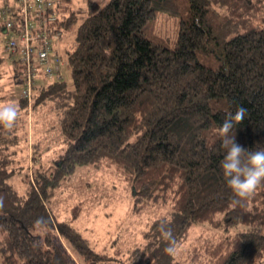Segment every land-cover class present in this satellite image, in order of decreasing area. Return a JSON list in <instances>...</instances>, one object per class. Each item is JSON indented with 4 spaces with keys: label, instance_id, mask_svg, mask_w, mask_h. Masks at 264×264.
<instances>
[{
    "label": "trees",
    "instance_id": "obj_1",
    "mask_svg": "<svg viewBox=\"0 0 264 264\" xmlns=\"http://www.w3.org/2000/svg\"><path fill=\"white\" fill-rule=\"evenodd\" d=\"M55 8L70 80L40 82L32 108L55 111L63 146L52 171L38 164L31 177L28 169L17 175L14 154L27 140V102L17 99L20 118L12 129L0 126V264H76L61 240L91 252L79 231L55 220L49 203L76 167L101 160L124 173L134 210L170 201L143 231L135 264H173L161 223L178 243L196 223L244 224L206 243L200 264H263L264 183L250 198L235 195L223 176L218 129L243 106L248 113L233 130L235 142L264 149V0H57ZM159 11L179 20L173 42L154 30ZM21 16L18 2L3 0L0 103L4 55L19 80L24 73L2 44L5 32H22ZM39 147L31 144L32 159Z\"/></svg>",
    "mask_w": 264,
    "mask_h": 264
},
{
    "label": "rangeland",
    "instance_id": "obj_2",
    "mask_svg": "<svg viewBox=\"0 0 264 264\" xmlns=\"http://www.w3.org/2000/svg\"><path fill=\"white\" fill-rule=\"evenodd\" d=\"M104 3L107 0H97ZM3 0H0V8ZM74 6L82 5L83 0H73ZM154 30L173 42L179 31V20L164 11L157 12L153 22ZM72 33H68V40ZM63 45V44H62ZM3 49L0 45V56ZM6 71L3 78L5 97L1 103L13 102L18 106L17 94L20 81L13 73L16 63L4 55ZM66 78L70 80V76ZM28 106L23 112L26 117L27 140L16 147L17 175L31 172L35 165L41 164L52 171L54 160L63 146L58 129V119L50 105L44 104L36 109ZM39 142L36 159L31 158V144ZM20 150H19V149ZM6 152V151H5ZM13 154H8L11 157ZM7 154L3 153L6 158ZM19 181L16 180L15 182ZM170 206L165 204L146 206L142 210L133 209V193L124 173L115 164L101 160L96 164L76 167L65 185L56 189L49 203L51 214L56 221L68 222L86 239L90 253L79 252L66 241L63 246L70 252L76 264H135L144 244L143 231ZM247 226L236 224L229 227H213L207 223L191 226L188 235L180 245L178 255L173 257V264H200L204 260V246L210 241H217L224 235L244 230ZM264 231V228H260ZM198 248V250H197ZM197 254H199L197 256ZM264 264V263H263Z\"/></svg>",
    "mask_w": 264,
    "mask_h": 264
},
{
    "label": "built area",
    "instance_id": "obj_3",
    "mask_svg": "<svg viewBox=\"0 0 264 264\" xmlns=\"http://www.w3.org/2000/svg\"><path fill=\"white\" fill-rule=\"evenodd\" d=\"M15 1L22 10V32H5V44H2L4 52L24 66L17 99L22 98L31 106L40 82L65 79L71 68L62 49L64 31L55 24L58 17L55 8L57 0ZM9 10L14 11L15 7ZM15 17L7 18L8 28L15 22Z\"/></svg>",
    "mask_w": 264,
    "mask_h": 264
},
{
    "label": "clouds",
    "instance_id": "obj_4",
    "mask_svg": "<svg viewBox=\"0 0 264 264\" xmlns=\"http://www.w3.org/2000/svg\"><path fill=\"white\" fill-rule=\"evenodd\" d=\"M248 113V109L239 106L235 113L229 112L218 129L222 137L221 147L226 149V154L221 161L223 176L235 195L242 199L250 198L258 187L264 183V149H245L236 143V125L242 123ZM20 118V110L13 103H0V126L12 129ZM230 133H232L230 135ZM4 206V198L0 196V208ZM42 222V218L36 221ZM159 231L162 237L168 242L164 251L169 256L175 257L180 251V245L173 235L172 228L166 223H161Z\"/></svg>",
    "mask_w": 264,
    "mask_h": 264
}]
</instances>
